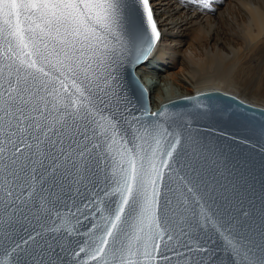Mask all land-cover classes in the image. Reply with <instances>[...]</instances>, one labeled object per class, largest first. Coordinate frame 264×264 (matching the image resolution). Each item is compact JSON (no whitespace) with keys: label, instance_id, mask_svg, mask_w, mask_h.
<instances>
[{"label":"snow or ice","instance_id":"1","mask_svg":"<svg viewBox=\"0 0 264 264\" xmlns=\"http://www.w3.org/2000/svg\"><path fill=\"white\" fill-rule=\"evenodd\" d=\"M136 3L146 17L137 49L143 56L159 32L149 0ZM126 7L127 0H0L2 210H14L18 191L34 194L49 170L53 176L69 165L77 173L102 170L119 199L103 209L108 214L80 248L96 264H153L157 253L163 256L159 242L173 239L167 213L173 224L193 219L216 229L239 264H264V245L244 234L247 213L224 219L209 181L178 159L179 133L157 123L122 128L105 114L101 69L124 50Z\"/></svg>","mask_w":264,"mask_h":264},{"label":"water","instance_id":"2","mask_svg":"<svg viewBox=\"0 0 264 264\" xmlns=\"http://www.w3.org/2000/svg\"><path fill=\"white\" fill-rule=\"evenodd\" d=\"M152 15L156 22L153 11ZM145 20L136 0H127L123 18L124 50L112 58L106 69H101L99 84L104 91L99 95L105 99V114L114 115L122 128L131 123H157L169 132L179 133L178 159L194 166L199 176L209 181L224 219H241V214L247 213L243 217L247 224L244 234L255 244L264 245V106L235 93L211 88L151 108L148 91L135 73L158 42L157 39L143 56L137 51ZM157 30L160 36L158 26ZM5 47L0 46V54ZM160 112L164 115H152ZM20 147L23 151V145ZM114 189L115 184L106 179L102 170L77 173L69 165L61 167L54 176L49 170L43 181L35 183L34 194L29 195L30 188H24L22 194L17 192L20 199L14 210L3 211L0 206V261L3 264H96L80 248L85 247L84 241L88 239L85 234L93 223L108 214L103 209L109 204L114 207L118 201ZM94 200H102L103 204H90ZM160 207H164L163 197ZM167 217L173 239L169 241L165 237L159 242L163 256L157 253L153 264H234V260L239 264L240 257L216 229L203 225L202 221L198 227L193 219L173 224L171 213ZM181 230L185 234L181 235ZM165 244L168 250H164ZM203 248L208 252H203Z\"/></svg>","mask_w":264,"mask_h":264},{"label":"bare ground","instance_id":"3","mask_svg":"<svg viewBox=\"0 0 264 264\" xmlns=\"http://www.w3.org/2000/svg\"><path fill=\"white\" fill-rule=\"evenodd\" d=\"M149 3L160 36L150 57L136 67L135 73L148 91L151 108H158L166 100L211 88L232 92L245 99L249 96L246 100L261 105L264 101V62L261 69L248 66L243 51L232 50V33H229L230 37L224 33L222 40L212 34L213 27L208 21L210 17L220 20L225 24L222 32H229L228 15L234 9L239 16L234 5H240V16L246 21L234 30L239 32L245 47L255 46L253 49L256 50L264 45V0H149ZM201 35L205 36V46H200L197 52L191 45ZM174 66L179 69L170 71ZM245 78L254 81L255 91L247 90Z\"/></svg>","mask_w":264,"mask_h":264},{"label":"rangeland","instance_id":"4","mask_svg":"<svg viewBox=\"0 0 264 264\" xmlns=\"http://www.w3.org/2000/svg\"><path fill=\"white\" fill-rule=\"evenodd\" d=\"M243 1H252V0H243ZM188 3V2H187ZM187 5V4H186ZM186 5H185V8H186ZM234 7H236L235 9H238L239 11V16L238 15H236L237 14V11L236 10H232L231 11V14L230 15H228L230 18H228L227 20V22H229L228 24H229V27L231 28H229L230 30H229V32H222V30H223V28H225L224 26H225V24H223L222 22H220V20H217V19H214L213 17H210L209 18V21H208V23H209V25H211L212 27H213V31H212V34L214 35V34H216L220 39H222L223 38V36H224V33H227L226 35H228L229 36V33H232L231 34V40L233 41H231V43H230V45H232L231 47H233L232 48V50L234 49V50H239V51H243L242 53H243V55H244V62L248 65V66H251V67H253V68H257V69H261V65L263 64V62H264V45H260V46H258V47H256V50H257V52H256V50H254L253 48H255V46H250V47H245V42L240 38V34H238L239 32H235L236 30H238L237 28H238V26H242L241 24H244V22L246 21L242 16H240V13H241V9H242V7L240 6V5H237L236 3H235V5H234ZM241 8V9H240ZM182 12H183V10H182ZM226 12H228V11H226ZM236 12V13H235ZM240 17V18H239ZM241 17H242V19H241ZM240 20H239V19ZM230 19V20H229ZM232 19H233V21H234V23H232L233 21H232ZM226 21V20H225ZM232 21V22H231ZM231 22V23H230ZM233 24H235L236 26H234ZM232 27H231V26ZM236 28V30H234ZM233 30V31H232ZM232 31V32H231ZM233 32H235V33H233ZM237 33V34H236ZM236 35H238V37H236ZM230 37V36H229ZM234 38H236V39H234ZM238 38V39H237ZM204 39H205V36L204 35H201V37H199V40H195V43H193L192 45H191V47H193L194 49L196 48V50H197V52L200 50V46H202V45H204L205 46V43H204ZM223 40V39H222ZM239 40V41H238ZM242 40V41H241ZM191 43V42H190ZM244 43V44H243ZM242 46V47H241ZM246 46H247V44H246ZM248 48V49H247ZM253 49V52H252V49ZM241 49V50H240ZM245 49L248 51V53H246V51H245ZM231 50V49H230ZM230 50H229V52H230ZM251 50V51H250ZM225 51V50H224ZM251 53V56H250V53ZM228 53V52H227ZM254 55H253V54ZM247 56V57H246ZM246 58V59H245ZM251 58V59H250ZM250 63V64H249ZM174 68V69H173ZM173 68H171L170 69V71H172V72H176L179 68H178V66H174ZM254 70V69H253ZM245 87H247L248 89L247 90H249V91H251V92H253V91H255V88H254V81L253 80H251V79H249V78H245ZM186 90H188V91H190L191 89H189V88H186ZM190 93V92H189ZM239 94L240 95H242V92L240 93L239 92ZM246 97V99L247 98H249V96H245ZM245 99V98H244ZM261 103V105H264V101H261L260 102Z\"/></svg>","mask_w":264,"mask_h":264}]
</instances>
